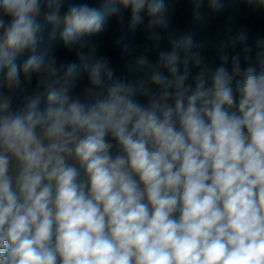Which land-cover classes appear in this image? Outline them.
I'll return each mask as SVG.
<instances>
[{
    "label": "clouds",
    "instance_id": "clouds-1",
    "mask_svg": "<svg viewBox=\"0 0 264 264\" xmlns=\"http://www.w3.org/2000/svg\"><path fill=\"white\" fill-rule=\"evenodd\" d=\"M191 3L199 20L205 0ZM62 7L0 0V264H264V36H229L201 56L168 30L165 0H118L121 31L130 21L159 48L162 27L169 49L137 85L108 57L85 63L81 100L67 80L77 64L39 48V18L55 37ZM63 24L64 48L86 61L101 12L70 4ZM115 44L122 56L138 47ZM33 77L46 104L37 93L13 109L9 93Z\"/></svg>",
    "mask_w": 264,
    "mask_h": 264
},
{
    "label": "trees",
    "instance_id": "trees-1",
    "mask_svg": "<svg viewBox=\"0 0 264 264\" xmlns=\"http://www.w3.org/2000/svg\"><path fill=\"white\" fill-rule=\"evenodd\" d=\"M224 8L215 11L208 6L207 0L200 9V19L196 20L193 16V4L191 0H165L168 6L167 18L169 29H176L190 34L194 43L201 45L195 49L201 56H209L215 54L216 47L227 40L229 36H236L243 33L248 38L249 44H254L257 35L264 36V9L256 12L248 9L242 0H221ZM88 3L97 8L104 22V30L90 37L93 47L85 50L86 61L81 62L75 52H69L64 48L60 33L63 31V13L70 4ZM63 7L61 9V19L56 25L57 31L55 37H51L50 33L54 27L44 16H41L38 22L41 25L40 51L49 54H55L58 59L65 65L76 63V73L72 77H68V84H75V87H69V93L73 96H80L81 100L85 99L84 88L88 85L87 75L84 70V64H91L97 58L108 57L110 67L114 74L118 77L126 78L127 82L137 85L151 67L156 64L158 52L160 50H168L167 30L164 28L155 29V33L160 35L159 48L155 46V41L148 38V33L137 28L133 31L126 21L123 31L120 30L116 23V18L111 14V8L118 6V0H62ZM10 20L9 17L5 18ZM123 37L126 43L136 45L138 47L128 56H122L121 49L115 44L117 39ZM31 55L29 51H24L16 55V62L22 64ZM144 57L149 62L144 66L138 64V60ZM195 74V73H193ZM63 76V73H61ZM191 83V80L189 81ZM64 86V80L56 85L57 90ZM42 93L39 106L43 107L47 102V93L43 88L38 87L36 77L32 78L30 84H22L20 89L9 93L12 96V108L16 109L23 105L26 98ZM106 95V93H105ZM136 99L146 102L145 98L137 94Z\"/></svg>",
    "mask_w": 264,
    "mask_h": 264
}]
</instances>
